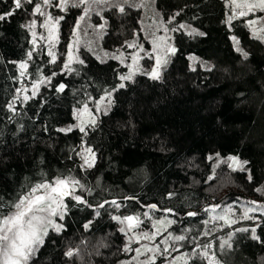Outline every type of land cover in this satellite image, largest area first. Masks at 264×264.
Masks as SVG:
<instances>
[{
  "label": "trees",
  "instance_id": "16d2710c",
  "mask_svg": "<svg viewBox=\"0 0 264 264\" xmlns=\"http://www.w3.org/2000/svg\"><path fill=\"white\" fill-rule=\"evenodd\" d=\"M42 1L22 0L0 21V219L36 185L78 184L64 196L59 231L47 230L27 264H133L121 220L129 216L140 232L170 220L155 237L167 249L141 264H169L178 252L184 264H264V209L222 225L209 220L211 206L238 211L256 200L264 207V31L253 33L250 14L233 16L229 0H153L176 51L159 79L138 71L121 80L127 66L111 52L141 34L138 5L107 0L88 8L92 22L103 24L106 52L79 45L66 64L84 4L48 6L58 21L52 59L30 30ZM14 8L0 0V14ZM24 77L39 85L20 100ZM109 92L111 103L81 132L74 109ZM82 145L94 153L91 167L82 164ZM229 157L248 163L241 170Z\"/></svg>",
  "mask_w": 264,
  "mask_h": 264
},
{
  "label": "rangeland",
  "instance_id": "374dc122",
  "mask_svg": "<svg viewBox=\"0 0 264 264\" xmlns=\"http://www.w3.org/2000/svg\"><path fill=\"white\" fill-rule=\"evenodd\" d=\"M106 1L107 0H101V2L97 3L94 2V0H85V3H83L84 8L87 9V11H85L84 14L81 15L83 19H81V17L79 18L73 31V33L75 32V34L72 33V37L68 42L67 53L65 58L66 64H70L72 61L78 58L77 51L79 45L85 44L86 46L93 48L101 57L106 52V50H104L99 43L102 28L101 25L103 24L101 22L93 23L92 18H90L87 14L89 11L88 8L96 10L98 4ZM127 1L138 5L141 10V34H137L126 44L124 48L115 51L112 50L111 53L118 59H120L121 62L126 64L128 72L125 76H131L134 72L138 71L151 73L152 69L156 67L157 58L162 61V66L164 64L163 61H167L169 55L172 53L170 49L174 48V46L169 40L164 23L161 19L159 12L156 10L153 4V0ZM229 2L231 5V14L233 16H241L239 14L241 9H235L232 0H229ZM238 2H243V0H238ZM247 2L258 3L259 0H247ZM60 3L61 0H51V3L49 5L53 4L54 6H57ZM49 5L44 4V0L42 1V4L39 7L40 11L38 12L39 18L37 21L35 20L30 25V30L32 33L33 44L39 43L41 46H44L49 55L51 53L50 57L53 59L56 54V46L58 42V21L57 18L51 13L50 9H48ZM243 11L246 12V15L250 14L249 18L247 19V22L251 26L253 33L262 37L261 29L264 27V8L257 7L252 9L251 11L243 9ZM53 25H55L54 35L50 31L53 28ZM69 45H71L72 47L70 48ZM129 45L134 46L129 47ZM134 57L135 60L133 59ZM192 60H195V58H192ZM38 85L39 84L34 81L27 83V79L24 77L20 82L16 98L20 100L25 99V97L30 94H33L37 90ZM109 99L110 98L108 94H105L95 101L90 100L80 105L78 108H75V125L79 128L84 127L86 123L93 120L101 110H104L109 105ZM85 149L90 148L88 146L82 145L79 152L82 164L84 166H87L85 165L84 157L88 156V158L91 159L92 156L91 154L87 153ZM229 162L233 167H237L236 165H233L230 160ZM56 180L57 179H55L53 182L44 184L55 186ZM32 189H30V191L23 196H27L32 191ZM73 189L74 185L70 184L68 188L69 196L73 195ZM37 194L43 195L44 190L41 189ZM64 204L65 201L63 197L62 207L57 209L58 213H63ZM52 206L56 207L55 204H53ZM240 206L241 210L238 211L236 208H231L228 205L211 206V209L209 210V220L211 222L215 221L216 223L222 225L223 223L225 224L235 221L244 214H249L252 211L256 210L262 211L264 209V207L260 206L259 202H257L256 200H249L245 203H241ZM13 212H15V208L8 215H11ZM37 215L47 217L48 213H37ZM59 217V214L50 217L53 222V225L59 226ZM121 220L123 221L122 230L126 233L127 244H133L134 253L131 255L130 258L134 260L133 264H141L142 260L146 261L147 258H153V256H151V253H155L156 249L161 247V245L164 246L163 248L165 250L167 249L168 243H163L164 238L159 237L158 239H156L155 237H157V235L169 224L170 220L168 218L164 217L157 220L149 232H140L136 229V227L129 228V224L125 220V218H122ZM45 226L47 227V230L50 228L56 229L52 225ZM157 240H159V242ZM135 243L137 245L134 246ZM184 260L185 254L183 252H178L173 256L169 264H184ZM0 264H4V257L2 253H0Z\"/></svg>",
  "mask_w": 264,
  "mask_h": 264
},
{
  "label": "snow or ice",
  "instance_id": "6c2138e0",
  "mask_svg": "<svg viewBox=\"0 0 264 264\" xmlns=\"http://www.w3.org/2000/svg\"><path fill=\"white\" fill-rule=\"evenodd\" d=\"M27 2L31 3V0H27ZM94 2H101V0H94ZM15 8L12 11H6L3 14H0V21L6 20L7 17H10L14 14L15 9H20L22 7V0H13ZM51 0H44V4L49 5ZM85 3V0H79V3H74L72 7H79L80 4ZM127 3V0H125ZM233 6L235 9H241L240 15H246V12L243 9H247L251 11L254 8L260 7L264 8V0H259L258 3H248L247 0H243V2H238V0H232ZM64 10L66 6H68V0H61V3L57 5ZM116 6V5H114ZM36 11L39 12L40 8L37 6ZM87 11V9H85ZM119 11L123 12L124 8L119 7ZM43 14V13H41ZM63 19V17H61ZM83 19V17H81ZM254 23V22H250ZM103 27V25H101ZM54 35L55 25L50 30ZM264 31V29H261ZM75 34V32L73 33ZM199 35H203V33H198ZM233 41L235 44H239L235 37H233ZM134 45H129L132 47ZM71 48L72 46L69 45ZM170 51L174 54L175 49L172 48ZM237 51H241L239 47H237ZM31 54H29L30 56ZM51 55V53H50ZM245 57H247V53H243ZM53 59H55L53 57ZM71 59V57H70ZM135 60V57L133 58ZM166 63V61H163ZM162 61L157 58L156 67H154L150 73L152 79H159L160 78V68H161ZM67 67V65H66ZM20 68H26V65L21 63ZM23 74V73H22ZM131 76H123L121 80H129ZM125 85L121 83L119 88H123ZM64 85L61 84L57 91H63ZM115 90V89H114ZM109 98L111 97V93H108ZM27 99V97H25ZM109 103L111 100L109 99ZM12 107L11 105L9 106ZM91 123H95L93 119ZM72 127H68L67 129H58V131H71ZM81 132H84V128H80ZM85 151L91 154L92 158L89 159L88 156L84 157L85 165L91 167L94 163V154L92 153L91 149H85ZM229 160L232 162L233 165H236L241 170H243L244 165H246L247 161H239L236 157H229ZM251 179V176H249ZM70 184H78V181L74 180H66V179H57L55 181V186L49 184H39L36 185L32 191L27 195L23 196L19 199L18 203L12 205L15 208V212L11 215L0 219V253L3 254L4 257V264H27V261L31 257V255L37 250V247L43 244V236L47 235V227L45 225H52L59 231V226L53 225L52 220L50 219L51 216L59 214L61 218H63V213L57 211L58 208L62 207V200L65 195H68V188ZM41 189L44 190L43 195L37 194ZM78 202L81 201V198L78 196H74ZM115 203V202H113ZM55 204L56 207L52 205ZM155 208V206H151ZM47 212L48 216H40L37 213H44ZM189 215H194V213H189ZM113 219H118L117 217H113ZM125 220L129 224V228L135 227L138 223L137 218L133 217H125ZM87 227V225H85ZM242 231H247V229H243ZM253 239H257L258 237L255 236V228L252 229ZM147 238V237H146ZM184 237L178 236L174 239L182 240ZM66 255L71 256L72 252L66 253Z\"/></svg>",
  "mask_w": 264,
  "mask_h": 264
}]
</instances>
